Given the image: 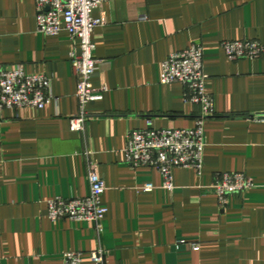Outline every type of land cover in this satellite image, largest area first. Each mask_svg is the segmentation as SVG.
Segmentation results:
<instances>
[{
	"label": "crops",
	"instance_id": "crops-1",
	"mask_svg": "<svg viewBox=\"0 0 264 264\" xmlns=\"http://www.w3.org/2000/svg\"><path fill=\"white\" fill-rule=\"evenodd\" d=\"M93 15L102 23L92 84L102 97L88 102L79 131L69 32H39L36 0H0V69L45 74L53 96L41 109L0 110V264H64L68 251L93 264L98 248L105 264H264V55L231 60L222 45L264 43V0H106ZM194 43L204 47L215 115L205 124L202 172L174 168L169 191L157 168L132 165L125 148L149 120L195 125L201 106L186 100L183 84L161 81L162 62ZM91 165L106 184L101 232L92 221L48 214L52 198L89 194ZM236 171L254 187L224 207L213 185Z\"/></svg>",
	"mask_w": 264,
	"mask_h": 264
},
{
	"label": "built area",
	"instance_id": "built-area-1",
	"mask_svg": "<svg viewBox=\"0 0 264 264\" xmlns=\"http://www.w3.org/2000/svg\"><path fill=\"white\" fill-rule=\"evenodd\" d=\"M105 1L36 0L38 31L56 35L66 30L74 43L71 60L78 76L76 95L80 111L71 118L73 130L85 129L89 119L88 102L102 97L92 84L100 62L94 55L92 38L94 30L102 23L101 19L93 15L94 10L100 8ZM222 45L231 60L261 58L264 55V43L257 39L225 40ZM161 81L164 84H183L186 100L199 104L201 113L196 118L195 125L190 128H155L149 120L146 128L129 132L125 155L126 160L134 166L157 168L163 176V187L173 191L174 168H193L199 174L202 172L206 147L205 124L209 117L215 115L214 97L208 91L209 76L204 71L203 45L194 43L186 49L172 52L162 62ZM50 88V79L45 74H29L23 65L1 68L0 110L24 106L41 109L53 98ZM88 178L90 191L87 196L52 198L48 201V214L52 220L69 218L92 221L101 232L102 220L107 212L102 202L106 184L94 165H91ZM252 187L253 179L238 171L219 174L213 185L219 202L224 207L230 195ZM153 188V184H147L144 190L150 191ZM83 255L82 251H68L64 254V264H84ZM90 257L93 264H105V250L102 248L92 250Z\"/></svg>",
	"mask_w": 264,
	"mask_h": 264
}]
</instances>
